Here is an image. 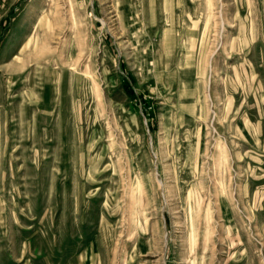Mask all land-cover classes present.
<instances>
[{"label":"rangeland","instance_id":"374dc122","mask_svg":"<svg viewBox=\"0 0 264 264\" xmlns=\"http://www.w3.org/2000/svg\"><path fill=\"white\" fill-rule=\"evenodd\" d=\"M0 264H264V0H0Z\"/></svg>","mask_w":264,"mask_h":264}]
</instances>
